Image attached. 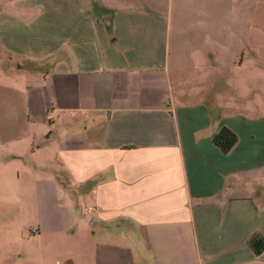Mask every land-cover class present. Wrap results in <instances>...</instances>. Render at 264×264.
Segmentation results:
<instances>
[{
  "label": "crops",
  "instance_id": "crops-1",
  "mask_svg": "<svg viewBox=\"0 0 264 264\" xmlns=\"http://www.w3.org/2000/svg\"><path fill=\"white\" fill-rule=\"evenodd\" d=\"M223 1L0 0V72L30 67L23 108L54 121L4 165L68 179L0 264H264V113L216 98L250 0Z\"/></svg>",
  "mask_w": 264,
  "mask_h": 264
},
{
  "label": "rangeland",
  "instance_id": "rangeland-1",
  "mask_svg": "<svg viewBox=\"0 0 264 264\" xmlns=\"http://www.w3.org/2000/svg\"><path fill=\"white\" fill-rule=\"evenodd\" d=\"M229 3V0L223 1V5ZM247 9L251 42L239 52L242 61L238 66L222 69L216 98L232 106L246 107L257 117L264 113V0H250ZM222 50L223 55L228 53ZM31 72L30 67L0 72V247L9 248L10 257L20 256L21 248L27 244H36L27 242L26 237L47 207L42 199V184L51 186L52 182L68 180L56 166L25 172L16 166L4 165L10 160L8 155L17 148L26 153V159L33 158L28 143L9 140L12 135H46L53 128L54 121L36 122L23 108L25 84L28 79L37 78ZM11 87L17 90V97L9 90Z\"/></svg>",
  "mask_w": 264,
  "mask_h": 264
},
{
  "label": "trees",
  "instance_id": "trees-1",
  "mask_svg": "<svg viewBox=\"0 0 264 264\" xmlns=\"http://www.w3.org/2000/svg\"><path fill=\"white\" fill-rule=\"evenodd\" d=\"M213 142L223 152H228L237 141L236 133L227 126H222L213 136ZM250 243L255 251L259 254L264 250V237L258 234L252 236Z\"/></svg>",
  "mask_w": 264,
  "mask_h": 264
},
{
  "label": "built area",
  "instance_id": "built-area-1",
  "mask_svg": "<svg viewBox=\"0 0 264 264\" xmlns=\"http://www.w3.org/2000/svg\"><path fill=\"white\" fill-rule=\"evenodd\" d=\"M48 117H50V115Z\"/></svg>",
  "mask_w": 264,
  "mask_h": 264
}]
</instances>
